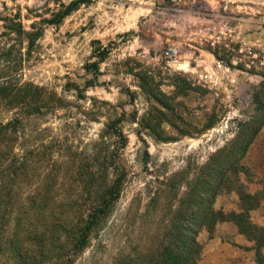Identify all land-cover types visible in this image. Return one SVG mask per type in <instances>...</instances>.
<instances>
[{
	"label": "rangeland",
	"instance_id": "obj_1",
	"mask_svg": "<svg viewBox=\"0 0 264 264\" xmlns=\"http://www.w3.org/2000/svg\"><path fill=\"white\" fill-rule=\"evenodd\" d=\"M216 60L231 72L206 82ZM26 85L64 100L27 121L23 141L54 156L37 159L33 189L66 192L94 154L128 173L112 229L80 264H106L141 226L166 223L219 153L212 166L229 171L215 209L264 226V0H0V86ZM15 112L0 101V121ZM198 240L200 264H257L231 223Z\"/></svg>",
	"mask_w": 264,
	"mask_h": 264
},
{
	"label": "trees",
	"instance_id": "obj_2",
	"mask_svg": "<svg viewBox=\"0 0 264 264\" xmlns=\"http://www.w3.org/2000/svg\"><path fill=\"white\" fill-rule=\"evenodd\" d=\"M100 57L90 66L94 71L104 61L105 56ZM1 100L17 112L0 121V264H80L93 240L112 229L128 173L124 168L116 172L113 160L93 153V162L71 178L75 187L61 193L55 188L33 189L39 176L37 159L49 162L54 156L46 150L37 154L34 145L23 141L27 121L63 109L64 100L31 85L17 91L0 86ZM213 158L197 170L180 204L169 207L166 223L141 226V239L127 240L106 264H200V232L212 234L223 223L235 225L254 242L256 263L264 264V226L251 222L245 209L226 213L214 207L229 167L219 159L215 169ZM56 177L51 170L43 180L47 184Z\"/></svg>",
	"mask_w": 264,
	"mask_h": 264
},
{
	"label": "built area",
	"instance_id": "obj_3",
	"mask_svg": "<svg viewBox=\"0 0 264 264\" xmlns=\"http://www.w3.org/2000/svg\"><path fill=\"white\" fill-rule=\"evenodd\" d=\"M213 70L214 71H212L210 73H207L205 75L206 82H209V80H210L211 82L215 83L216 82V77H215L216 72L217 73H222L223 75H226V74L231 72V67L225 65V63L223 61H221V60H216L215 64L213 65ZM201 77L204 78V75H201Z\"/></svg>",
	"mask_w": 264,
	"mask_h": 264
}]
</instances>
